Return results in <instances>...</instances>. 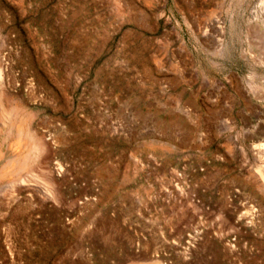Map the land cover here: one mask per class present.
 <instances>
[{
    "label": "rangeland",
    "instance_id": "obj_1",
    "mask_svg": "<svg viewBox=\"0 0 264 264\" xmlns=\"http://www.w3.org/2000/svg\"><path fill=\"white\" fill-rule=\"evenodd\" d=\"M263 48L264 0H0V264H264Z\"/></svg>",
    "mask_w": 264,
    "mask_h": 264
},
{
    "label": "bare ground",
    "instance_id": "obj_2",
    "mask_svg": "<svg viewBox=\"0 0 264 264\" xmlns=\"http://www.w3.org/2000/svg\"><path fill=\"white\" fill-rule=\"evenodd\" d=\"M262 45H263V44H262ZM262 45H261V46H262ZM263 49H264V48H263ZM261 51H262V49H261ZM263 61H264V60H263ZM263 63H264V62H263ZM148 264H152V263H148Z\"/></svg>",
    "mask_w": 264,
    "mask_h": 264
}]
</instances>
